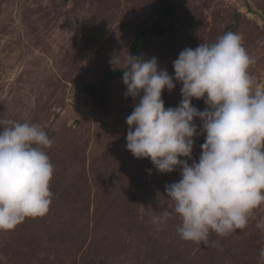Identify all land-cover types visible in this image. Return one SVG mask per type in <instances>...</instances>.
Segmentation results:
<instances>
[{
    "label": "rangeland",
    "instance_id": "374dc122",
    "mask_svg": "<svg viewBox=\"0 0 264 264\" xmlns=\"http://www.w3.org/2000/svg\"><path fill=\"white\" fill-rule=\"evenodd\" d=\"M167 1L178 17L171 30L157 0H0V120L40 124L53 165L49 211L0 230V264H264V205L246 227L212 233L214 246L182 239L175 213L154 225L152 215L173 207L165 185L180 171L160 173L127 150L125 121L139 97L125 95L122 77L109 82L106 110L77 89L123 68L135 48L174 75L183 49L229 31L242 36L248 71L264 87V0ZM155 21L164 35L150 32ZM180 88L162 91L166 108L179 104ZM204 139L194 137L193 159Z\"/></svg>",
    "mask_w": 264,
    "mask_h": 264
},
{
    "label": "clouds",
    "instance_id": "9594fccd",
    "mask_svg": "<svg viewBox=\"0 0 264 264\" xmlns=\"http://www.w3.org/2000/svg\"><path fill=\"white\" fill-rule=\"evenodd\" d=\"M242 40L229 31L215 42L183 49L173 61L174 75L156 57L127 53L124 62L125 95L139 97L126 117V148L150 159L160 173L179 168L180 179L165 185L172 209L151 219L159 228L177 214V231L186 241L214 246L212 233L227 236L246 227L253 210L264 205V87L248 71L254 60ZM177 83L181 100L166 108L162 91L171 92ZM193 98L207 107L199 110ZM194 118L201 122L199 131ZM201 134L196 160L194 137ZM51 144L38 123L0 120V230L49 211L53 165L45 149Z\"/></svg>",
    "mask_w": 264,
    "mask_h": 264
},
{
    "label": "trees",
    "instance_id": "16d2710c",
    "mask_svg": "<svg viewBox=\"0 0 264 264\" xmlns=\"http://www.w3.org/2000/svg\"><path fill=\"white\" fill-rule=\"evenodd\" d=\"M159 5L161 6V12L159 16V22H162L165 19L169 20V28L171 30L173 24L178 21V17L174 12V9L167 0H157ZM151 32V31H150ZM152 33V32H151ZM133 55H138L142 58L141 54H139L138 48H135L132 52ZM123 68H114L113 70L107 72L101 79L99 84H90L83 82L78 86V90L82 92L88 93L90 96L94 97L99 106L102 109L106 110V99L108 96V87L109 82L111 80L117 79L123 76Z\"/></svg>",
    "mask_w": 264,
    "mask_h": 264
},
{
    "label": "water",
    "instance_id": "95a60500",
    "mask_svg": "<svg viewBox=\"0 0 264 264\" xmlns=\"http://www.w3.org/2000/svg\"><path fill=\"white\" fill-rule=\"evenodd\" d=\"M150 31L155 35H164L165 28L161 23H159L158 21H155L151 25Z\"/></svg>",
    "mask_w": 264,
    "mask_h": 264
}]
</instances>
